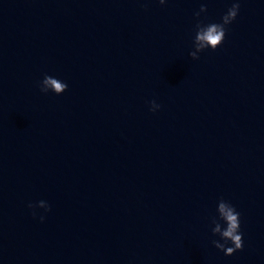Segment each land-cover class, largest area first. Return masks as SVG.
Wrapping results in <instances>:
<instances>
[{"label":"water","instance_id":"95a60500","mask_svg":"<svg viewBox=\"0 0 264 264\" xmlns=\"http://www.w3.org/2000/svg\"><path fill=\"white\" fill-rule=\"evenodd\" d=\"M0 264H264V0H0Z\"/></svg>","mask_w":264,"mask_h":264},{"label":"clouds","instance_id":"9594fccd","mask_svg":"<svg viewBox=\"0 0 264 264\" xmlns=\"http://www.w3.org/2000/svg\"><path fill=\"white\" fill-rule=\"evenodd\" d=\"M157 2L162 6L165 4V0H157ZM238 11L239 3L234 2L226 14L221 17L220 23H211L208 25H202L200 22L196 23L193 40L194 50L189 53L192 60L199 59V53L205 49L215 51L223 43L227 27L235 20ZM204 12H206V7L202 5L194 15L198 18ZM66 89V83L48 75L44 76L40 84V91L42 93L51 91L57 96L65 92ZM159 107L154 100L149 102V111L155 112ZM28 208L32 210L33 217L37 215L36 209H43L45 213L50 211L48 204L43 200L35 205L28 204ZM216 212L217 217L212 220V235L219 236L220 239L218 241L214 240L212 243L218 251H222L228 257L240 251L243 247L242 234L240 233V214L234 206L226 202L223 198L218 201ZM43 219L44 216L41 215V222H43ZM221 221L225 225L223 228L221 227Z\"/></svg>","mask_w":264,"mask_h":264}]
</instances>
